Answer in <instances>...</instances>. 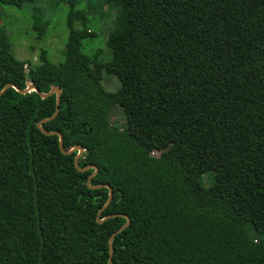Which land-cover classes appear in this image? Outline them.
<instances>
[{
  "label": "trees",
  "instance_id": "16d2710c",
  "mask_svg": "<svg viewBox=\"0 0 264 264\" xmlns=\"http://www.w3.org/2000/svg\"><path fill=\"white\" fill-rule=\"evenodd\" d=\"M37 1L0 9L30 6L39 35ZM62 1L57 65L43 48L38 64L16 58L0 25V90L60 88L41 127L59 131L65 150L83 147L78 166L98 167L91 185L111 186L99 218L130 219L112 238V264H264V0H103L119 13L97 69L82 58L97 49L83 51L97 36L93 1ZM103 74L116 76L115 91ZM115 105L126 126L168 148L156 155L113 125ZM55 106V94L0 95V264H108V239L126 222H97L108 187H88L93 169L77 170V151L63 155L58 135L37 127Z\"/></svg>",
  "mask_w": 264,
  "mask_h": 264
},
{
  "label": "rangeland",
  "instance_id": "374dc122",
  "mask_svg": "<svg viewBox=\"0 0 264 264\" xmlns=\"http://www.w3.org/2000/svg\"><path fill=\"white\" fill-rule=\"evenodd\" d=\"M93 7L87 11L91 17L89 25L90 30L96 32L94 39H86L83 42V51L90 52L91 48H97L89 60L82 57L94 69L100 68L105 57L103 49L105 36L113 30L118 15V4L103 2V0H92ZM36 5L44 9V19L47 21L44 32L38 35L37 30L32 27L30 20L31 9L26 6L25 9L5 6L1 7L0 25L6 26L8 35L11 38L12 51L16 58L29 60L32 65L38 64L39 49L47 51L48 61L53 64H59L64 57V43L68 33L66 26V13L69 2L62 0H38ZM0 9V11H1ZM102 86L107 91H115L119 87V81L115 75L103 74L101 79ZM122 113V112H121ZM120 113V107L115 105L111 108L109 118L111 123L118 128H126L141 143L148 146L150 151L158 154L168 148V144L156 137L146 135L136 131L132 127L126 126L124 117ZM205 185L212 183L207 175L204 177Z\"/></svg>",
  "mask_w": 264,
  "mask_h": 264
},
{
  "label": "water",
  "instance_id": "95a60500",
  "mask_svg": "<svg viewBox=\"0 0 264 264\" xmlns=\"http://www.w3.org/2000/svg\"><path fill=\"white\" fill-rule=\"evenodd\" d=\"M13 87L15 88L18 92L20 93H26V92H30V91H35L36 93H38V95L41 97V98H46L48 96H50L51 94H55V110L53 112V114L46 118V119H42V120H39L37 122V127L39 128V130L41 132H43L44 134H47V135H51V134H56L58 135V139H59V149L61 151V153L63 155H70L72 152L74 151H77L76 155L74 156L73 158V164L75 166V168L81 172L83 171H86L90 168L93 169V172L88 175L87 179H86V185L90 188H98V187H102V186H105V187H108V197H107V200L106 202L104 203V205L101 207V209L99 210V212L97 213V216H96V220L97 222L101 223L103 222L104 220L108 219V218H111V217H114V216H123L126 218V222L121 225L115 232L112 233V235L109 237L108 239V245H109V257H108V260H107V263L108 264H112V238L113 236L122 231L130 222V219L127 215L125 214H109V215H106L104 216L103 218H99V215H100V211L103 210L105 207H107V205L110 203V200L112 198V188L111 186L107 185V184H100V185H91L90 184V180L91 178L97 173L98 171V167L96 165H88V166H85V167H79L78 166V158L79 156L81 155V153L83 152V147L81 145H75L73 146L72 148H70L69 150H65L64 147H63V137H62V134L59 132V131H47V130H44L42 127H41V124L42 122L46 121V120H50L52 118H54L58 112V109H59V102H60V94H61V90L60 88L56 87V86H52L49 91L47 92H41L38 87L33 84V83H28L26 85L25 88H19L18 86H15L14 84L12 83H7L4 85V87L0 90V95L8 88V87Z\"/></svg>",
  "mask_w": 264,
  "mask_h": 264
}]
</instances>
